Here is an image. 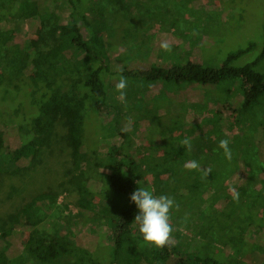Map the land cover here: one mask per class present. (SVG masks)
Wrapping results in <instances>:
<instances>
[{
  "label": "trees",
  "instance_id": "16d2710c",
  "mask_svg": "<svg viewBox=\"0 0 264 264\" xmlns=\"http://www.w3.org/2000/svg\"><path fill=\"white\" fill-rule=\"evenodd\" d=\"M220 1L223 4L219 12L195 8V17L185 18L176 0H0V172L16 173L25 162L26 167H31L42 148L52 141L61 119L67 127L74 159L84 166L85 174L100 182L103 202L97 215L90 213L89 221L114 223L108 243L83 240L72 226H61L62 220L70 224L62 208L51 210L57 197L38 194L12 215V224L0 232V264H229L213 250L214 240L221 239L236 255L256 251L261 243L253 242V238L262 239L264 247V73L256 70L264 59V26L260 29L257 56L240 65L234 62L254 50L257 43L250 41L229 52L218 67L189 60L184 54L186 45L179 43L171 44V52L159 49L167 55L165 66L152 63L146 69L117 70L132 81L124 90L123 103L115 84L108 82L110 65L98 55V35L105 32L104 27L111 34L124 21L131 20L179 25L186 31L188 43L196 42L205 49L204 43L213 44L218 34L205 33L203 25L211 23L220 31L221 23L241 16V5L247 0ZM258 2L264 18V0ZM25 4L31 8L30 22L39 29L34 43L20 41L15 35L25 18ZM129 25L135 30V25L126 27ZM155 38L154 34L141 46H146V51L155 50ZM141 50L144 51L138 49L134 55H147ZM158 84L212 94L215 89H211L220 86L236 129L216 120L211 127L194 134L193 128L200 125L194 124L188 130L184 117L181 129L190 139L191 151L180 144V139L185 138H176L179 143L165 140V150L172 151L175 160L137 159L128 154L124 148L129 144L128 134L119 125L122 108L131 98ZM193 106L199 108L201 104ZM105 108L113 109L109 121L101 115ZM109 134L121 140L106 148L97 138ZM222 139L229 141L230 160L218 147ZM191 160L210 172L203 176L199 170L186 169L185 163ZM165 168L171 175L159 179L156 188L179 205L171 214L189 218L194 246L183 240L157 248L146 244L141 234L131 232L138 212L129 199L131 193L144 187L145 173ZM233 176L238 178L231 184L239 193L238 202L233 200L232 188H224ZM76 183L82 194L90 193L81 181ZM49 212L59 219L63 234L56 236L52 232L47 222ZM32 214L45 220L27 226L25 218ZM18 226L28 228L31 238L16 250L8 237L17 233Z\"/></svg>",
  "mask_w": 264,
  "mask_h": 264
},
{
  "label": "rangeland",
  "instance_id": "374dc122",
  "mask_svg": "<svg viewBox=\"0 0 264 264\" xmlns=\"http://www.w3.org/2000/svg\"><path fill=\"white\" fill-rule=\"evenodd\" d=\"M181 1L176 0L175 3L180 4L179 6H181L185 18H194L197 8L219 12L221 11L220 6L223 4L220 0H183V3ZM262 10L263 8H261L258 0H247L241 5V16L239 14L236 17H230V21L228 18L227 23H221L220 31L211 23L204 24L203 31L205 33L218 34V39L214 40L213 44H210L209 41L204 43L205 49L201 48L196 42L192 43L190 41L188 43L186 40L187 33L179 25L173 26L168 22L155 20L143 23L135 20L124 21L123 26L120 25L111 34H108L106 27H104L105 32L102 30L99 33L101 48L98 55L104 63L110 65V73L107 79L112 84H116L119 80L121 72L117 70L122 68L138 70L146 69L152 63L158 66L167 65V55L159 50V45L164 40H167L170 44L183 43V45H186L184 54L187 55L188 59L207 67L220 66L229 52L245 47L250 41L257 43L254 50L234 62L236 65H240L254 59L258 54L261 45L260 29H263L264 26ZM23 11L25 18L20 31L16 32L15 35L20 41L30 40L31 43H34L38 39L37 32L39 29H37L35 23L30 22V6L25 4ZM204 17L203 13L202 18ZM98 20L101 21L100 18ZM127 24L135 25V30L130 25V27H126ZM134 32L136 35H134ZM154 34L157 37L154 40L156 48L155 50L148 49L146 51L144 48L147 47L144 45L142 47L141 43L146 42ZM138 49H143L144 51L141 50V53L147 52V55H134V52ZM256 70L264 73V59L259 62ZM127 82L132 81L127 80ZM146 89L147 91L142 93L141 96H134L129 100L127 107L122 108L123 112L119 117L121 118L119 125L128 134L129 140V144L125 145L124 148L128 154L136 156L137 159H150L151 157L157 160L163 157L165 160L162 161L175 160V154L172 151L167 152L165 150L166 143L174 144L175 141L179 143L183 139L178 141L176 138H185L186 135L184 134L186 133H183L181 129L184 117L185 126L188 130L194 124L200 125L193 128L194 134L211 127V124L216 120L224 126H229L233 130L236 129V123H233L235 121L226 104V94L220 86H214L211 89V91L215 89L213 94L207 90L192 89L190 87L183 91L169 84H158L155 88L149 87ZM187 96L189 98L194 97V100H190ZM199 96L200 98H198ZM202 96L205 98L204 101ZM197 103L201 104L199 108L193 106ZM101 115L106 121H109L113 115V109L105 108ZM171 129L174 131L170 133L169 130ZM160 131L163 132V135L159 133ZM171 137L174 139H166ZM97 140L108 148L112 145H118L121 139L118 135L109 134L103 136V139L98 137ZM165 140L169 141L165 143ZM21 166L24 167L16 173L0 172V232L12 224V215L19 212L28 201L38 194L45 193L57 197L56 205H53L51 210L54 207L55 210L62 208V215L68 216L70 219V224L62 220L61 226H72L77 237L83 240L99 241L100 239L103 243L109 242L114 223L111 220L92 223L88 218L90 213L98 214V206L103 202L100 182L85 174L84 166L74 159L73 148L68 140L67 127L63 120L59 119L56 123L52 141L42 148L32 166L26 167V162ZM170 175V171H166V168L147 172L142 179L143 186L153 191L154 194L160 195V189L156 188V184L159 179H167ZM73 178L87 186L90 193L87 195L82 194ZM237 179L236 176H233L225 183L224 188H233L231 184L233 182L237 183ZM174 208L176 207L174 206L169 214L170 223L174 229L172 233L173 243L184 240L194 246V233L188 226L190 224L189 218L185 214H171ZM48 218L49 221L47 222L52 227V232L56 236L63 234L62 227H60V223L58 224L59 219H55L51 213ZM43 220H45V217L32 214L25 218V224L35 226ZM16 231V234L9 235L8 240L16 250H19L22 248V244L28 238H31V235L30 230L25 227L18 226ZM131 232L140 235L137 225L132 227ZM196 237L195 239L199 240L197 235ZM96 238L98 239L96 240ZM140 238H142V235H140ZM253 242L261 243V246L248 255H236L221 239L214 240L212 248L215 252L222 254L229 264H264L263 240L253 238Z\"/></svg>",
  "mask_w": 264,
  "mask_h": 264
},
{
  "label": "clouds",
  "instance_id": "9594fccd",
  "mask_svg": "<svg viewBox=\"0 0 264 264\" xmlns=\"http://www.w3.org/2000/svg\"><path fill=\"white\" fill-rule=\"evenodd\" d=\"M160 48L165 52H171L172 45L167 41H161ZM122 71V69H120ZM127 78L123 75L115 84V89L119 93V99L121 102L125 100V89L127 88ZM180 144L187 147L191 151L190 139L185 137L180 141ZM229 141L222 139L219 141L218 147L223 149L226 159H231V150L228 147ZM184 167L188 170H199L203 176H206L210 169L201 168L198 161L191 160L185 163ZM233 200H239V193L234 189H230ZM131 202H134L138 209L137 214L134 216L135 224L138 226V231L142 235L143 241L146 244L155 246L157 248H163L170 245L174 241L172 240V233L174 231L172 224L170 223V210L175 206L173 198L168 195L160 194L156 195L153 191L147 187L136 188L129 197Z\"/></svg>",
  "mask_w": 264,
  "mask_h": 264
}]
</instances>
